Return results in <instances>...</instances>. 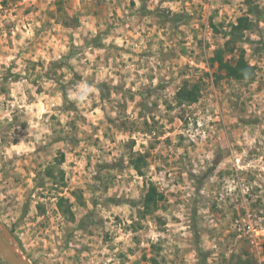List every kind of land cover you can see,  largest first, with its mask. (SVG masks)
<instances>
[{
	"label": "clouds",
	"instance_id": "9594fccd",
	"mask_svg": "<svg viewBox=\"0 0 264 264\" xmlns=\"http://www.w3.org/2000/svg\"><path fill=\"white\" fill-rule=\"evenodd\" d=\"M30 264H264V0H0V231Z\"/></svg>",
	"mask_w": 264,
	"mask_h": 264
},
{
	"label": "water",
	"instance_id": "95a60500",
	"mask_svg": "<svg viewBox=\"0 0 264 264\" xmlns=\"http://www.w3.org/2000/svg\"><path fill=\"white\" fill-rule=\"evenodd\" d=\"M0 256L7 264H30L29 259L17 252L7 229L0 231Z\"/></svg>",
	"mask_w": 264,
	"mask_h": 264
},
{
	"label": "rangeland",
	"instance_id": "374dc122",
	"mask_svg": "<svg viewBox=\"0 0 264 264\" xmlns=\"http://www.w3.org/2000/svg\"><path fill=\"white\" fill-rule=\"evenodd\" d=\"M5 228L8 230L12 237V242L16 247V250L21 253L22 256L26 257L30 260L28 255L26 254V250L23 248V246L19 243V237L16 236L15 230L13 228H10L8 225H5ZM0 264H7L4 259L0 256Z\"/></svg>",
	"mask_w": 264,
	"mask_h": 264
},
{
	"label": "bare ground",
	"instance_id": "6f19581e",
	"mask_svg": "<svg viewBox=\"0 0 264 264\" xmlns=\"http://www.w3.org/2000/svg\"><path fill=\"white\" fill-rule=\"evenodd\" d=\"M18 252V251H17ZM19 253V252H18ZM21 255V253H19Z\"/></svg>",
	"mask_w": 264,
	"mask_h": 264
}]
</instances>
